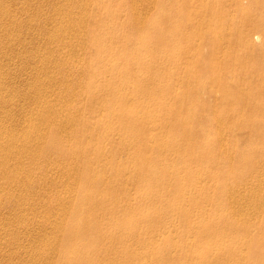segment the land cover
Segmentation results:
<instances>
[{"label":"bare ground","instance_id":"6f19581e","mask_svg":"<svg viewBox=\"0 0 264 264\" xmlns=\"http://www.w3.org/2000/svg\"><path fill=\"white\" fill-rule=\"evenodd\" d=\"M4 1L0 0V15L4 14L3 18L1 16L0 17L4 19L6 17L5 15L8 14L9 19H7L8 18L7 17L6 19H4V21H1L2 24L0 28L2 27L6 28L11 23L13 24L15 22V20L13 19L16 18V16L13 15L14 12L12 11L14 8L17 7L14 6V2L16 0L15 1L12 0L14 1L13 5L12 2L10 4L12 6L10 5L7 6L6 3H4ZM31 1L29 3H32ZM46 1L51 2L53 0H46ZM54 1L53 3L57 4V2ZM145 1L148 0H143V1L126 0L127 6L121 7L118 4L112 2L111 0H60L58 1L59 7L57 4V8H55L56 9L55 12H52V15L51 14H49V16L47 15L48 17H46V21L47 19H49L48 21L52 22L53 24L55 23V21H57L58 26L56 27V30H52V29L50 30L49 28L51 25L47 23L49 28L46 27V29L47 32L50 33L49 35L50 37L48 39L49 41L46 43H48L47 44L48 48H49V44L52 46V47L50 46L51 47L50 49H51V53L54 55L57 54V51L55 50L56 52L55 54L53 52L54 50L53 47L57 48L58 46L60 47L65 46L64 48H67V50L69 51L68 52L69 55L66 53L67 51L66 52L63 51L64 52L63 53L62 50H60V53L62 52L61 55L63 54L64 57L67 55L66 58L62 60V64L65 65V67L71 66V64L73 65L74 62L77 61V59L74 61V57H76L77 54L80 55L81 51H83L86 56V54H88L87 52L89 49H92V51L95 50L94 55H91L92 53H90L91 60L88 61V59L85 57L83 58L84 61L82 62L79 61L80 63L78 65L75 63L76 71L80 72L78 78L80 77V74L82 75L84 74V72L87 75L85 78L83 75V79L86 81L85 82L81 81L82 84L80 82V85H82L84 89L83 90L84 96L86 94V97L91 99L90 105L86 106V109L77 108V106L74 104L75 101L71 99H69V101H65L64 104H60L61 102H63L64 100L63 99L60 103L58 102L60 105L57 103L59 106H57V104L52 103V101L54 100L51 99L52 96L49 94L53 92V90L52 91L50 90L52 88L51 86L53 85L50 84L56 81L57 79L56 75H58L56 73L58 72L54 71L55 72L54 73L51 69H50L51 71L48 70L49 62L50 60H52L50 59L52 54L50 55L49 53L48 54L49 56L46 54H42L43 56L39 54V56H35L37 57L36 60L33 59L38 64L39 63L41 64V65L39 64L38 66L40 69L39 68L37 69L41 70L47 68V70L49 72H52V74H55L54 76L56 77L55 78L52 77L51 74L48 72L52 77V79H54V81L50 80L53 82L49 81L48 85H47L48 82L45 84H40V87L42 86L41 88H43L42 90L38 86V84L41 82L38 79H40L41 76L38 79L36 77V75H38L39 72H37V74L36 72L31 74V77L32 75L36 74L33 77L38 80L37 81L38 84H37L36 81H34L35 79H33L32 84L36 83L37 85L35 86L40 88L42 92L38 89L40 93L38 92L37 94L32 93L34 94L32 95L34 96L33 99H35L32 102L36 101L38 107L35 106V108L30 109L31 111L27 108L28 106L26 107V109H28L29 111V114H27L29 115V117L26 116V118L28 117L26 120L27 122L26 131L27 130L28 131L25 133V135L27 134L26 137L23 138L21 136H18L20 132L16 133V131L14 130L16 126L15 127L12 126L14 128L12 130L9 129L12 125V121L10 120H12L13 117L11 118V115L14 110H17L15 109L18 108L16 106L19 105H17L18 103L14 102L15 99H12V101L14 100L12 103L13 106L12 104H10V102L7 100L9 94L8 95L5 94L6 96H2L3 93L1 91L6 89L9 91L8 88L9 86L11 87V85H9L10 83L8 81L6 82L0 81V111L2 110L4 112L0 114L3 116L0 117V180H1L0 182V257L1 258H7L9 254L10 255L14 254L15 256H17L16 254L18 255L21 254L23 256L25 255L26 256L25 258H28L31 264H134V262H136L134 261V257L136 258L138 257L141 258L142 260H146L145 262L146 264L149 263L161 264L163 258L162 256L165 253L169 255V253L172 252L173 254L179 256V261L174 262L176 264H240L241 262L243 263V258L245 256H247V260L250 261L252 264H264V228H261L259 234L252 235L251 230L248 227V223L251 221V219L253 221V219L255 218L254 215H257L258 212L260 211L264 212V193H262L261 191L262 189L261 190L254 189L251 188L252 186L250 187L249 190H247V188L245 187L246 189H244L242 192L241 191L238 192L236 189L234 190L233 188H231L232 183H241L245 181V179L248 178L249 175H251L252 179L259 180L258 181L259 183L257 184L258 186L260 184V188L262 187V185H264V177H263L264 173L257 172L258 166L260 164L259 162H261L259 161V158L264 154V147L261 151V154L256 153V148H255V146L257 145L256 143H251V146L248 147L247 153L243 151L238 152L240 149H236V151L238 152L241 158V161L236 166H234L232 162L229 161L228 157H227L228 160L225 159L222 161L224 163V166L227 168L226 170H224L223 176L227 177L233 182L230 180L226 181L227 178L225 179V182H219L215 179L208 187H202L201 184L199 185V183H201L199 174H195V176H192L191 181H189L187 184L186 181L183 182V180H187L183 176L186 172L192 173L193 170L191 169V164L194 160L205 159L206 161H210L214 163L221 161L220 157L216 155L217 153L214 152L213 148H215L217 144H219L220 148L221 147L224 148L226 146V143H224L226 137L224 135L222 126L228 112L226 114L220 113L221 115L218 118L215 117V120L214 119L211 120L212 123L214 122L216 126H218L216 130L210 132V130L207 128L199 127L198 134L200 136H203L204 139H206L205 140L206 144L201 146L195 145L189 151L188 157L190 158L189 161L191 163H187L185 165V168L184 167L178 168L175 165V161H172L170 158H166L163 156V152H167V153L178 152L179 155H183L185 147H183L182 143H178L173 140H166L165 134L163 132L147 133V131L149 130V126L151 127V125H153L156 128H159L160 124H162L163 122L162 121L160 122L158 121L159 119L158 120L156 119V117L160 113L159 110L160 108L151 105L150 103L151 101L149 99L141 98L142 95L140 94L142 92L137 91V89L140 88L139 84L141 83V85H145L143 87H146L145 92H147L148 94L150 95L158 94L156 99L159 100L167 101L169 99V92L166 91L165 88H163L160 83H155L156 88L153 91L151 85L154 82H156V78L158 76L156 75L157 77L155 78L151 73V70L143 69L142 71V69L140 68H135L136 66L134 67L135 69L131 68L136 64L137 66L140 65L141 67L142 63L143 66L144 65L151 66L152 57L151 55H145V54L150 52V50H153V43H155L156 46H159L158 48L163 47L164 44H167V42L165 43V41L162 40L163 38H161V31L163 30H161L162 28H160V24L156 25L157 28H155L153 27V25H155L153 19H148L147 16H144L143 11L141 10V3ZM174 1H176L179 5L177 8L172 10V12L168 13L165 12L163 8L166 0H160L162 4L161 11H164L163 14L165 13L168 14L166 15L167 17L166 20H170L172 17H174L176 18V20L180 22H184V19L186 17L187 18L190 17L188 15H190L191 13L202 22V19L200 18L205 14L204 13L205 9L202 6L203 3L200 8H194L188 4L190 2L189 0H174ZM6 2L8 1L6 0ZM42 2L44 1L41 0V3ZM33 3H35V0L33 1ZM53 3L52 2L49 3V6L50 4L54 5ZM152 3H150V5ZM18 4L16 3V5ZM20 4H22V2ZM28 4L25 5L28 6ZM42 4L44 6V3ZM148 4L149 3H147V8L148 6L150 7V5ZM23 5H24V1H23ZM38 6L41 7L40 4ZM47 6L48 3L46 7ZM32 7L35 6L32 5ZM43 9L42 8L39 9L40 12L41 10L43 11ZM26 10H28V8ZM126 11H128V13H126ZM8 12L12 14L14 17L13 16H12L13 18L10 17L9 16L10 14ZM40 12H38V14ZM32 14H30L31 17L30 19H32V23H33V17H35L36 20L37 13L36 12L34 13L35 16H33ZM22 15L24 14H21L20 16L22 17ZM217 15L215 14L214 18L221 17L219 13ZM40 16H42V14H40ZM76 17L77 18L80 17V18L76 19ZM39 19H38V23L42 24L41 22H39ZM19 21L17 23L21 22ZM17 25L19 26V29H21L20 26L22 25L21 24L20 25L17 24ZM18 26H14V27L18 28ZM40 27L42 31L44 30L46 31V29H43L45 27H42V25H40ZM152 27L155 30V35H156L154 41L152 34L150 33V29ZM6 29H2V30H6ZM19 29H17L16 31L17 33L18 31L21 32V30ZM213 30L215 32H219L221 31V27L218 26L215 27L214 24L211 23L210 21L207 23L206 22L200 23L199 28H197L196 34L188 36L189 37L188 40L191 41V43L194 45L196 44L195 42L197 41L196 38L197 36H200V38L201 37L204 38L206 37L207 34L213 32ZM14 31L11 32L9 31L10 35H8V37L11 38V39L9 38L11 41L7 43H11V45H13L12 43L15 42L19 43L22 41V39L25 38L24 34L23 35L21 34L22 36H24V38H22L21 35L19 36ZM38 31L40 30L38 29ZM180 33L183 34V32H179V34ZM210 36L211 35L209 34L208 43L215 50L218 49L221 45V41L218 38H215L213 36L210 37ZM24 43L26 44V42ZM80 43L82 44L80 45ZM134 43L142 46L138 45L136 47H132V44ZM173 45L179 46L177 42H174ZM78 46L80 47L81 50L80 52L77 50ZM2 47L3 46H1V48ZM3 54H1V56ZM11 55H15V54L12 53ZM35 55H37V53ZM70 55L72 56L70 57ZM141 56L144 57L141 58ZM55 58L56 60H58V57ZM177 58L179 59V57ZM36 62L33 61L32 63L33 66L37 67V65H34L36 64ZM32 63H29V65ZM214 65L217 67V70L211 71L210 69L211 67L214 68ZM18 67H16V71ZM139 69L140 71H137ZM225 69H227V73L230 74L231 76L227 64H225L224 66H220L219 63H217L215 60H210L204 70L198 71L197 79L200 82H198L197 84V90L204 89L207 86V84H210L212 88L219 87L223 91L226 100L230 101L232 97H234L235 99L242 100L244 103L248 104L250 109L249 111L244 113L245 115L244 118H246V120H248L249 123L246 122L245 125L248 128L256 125L258 130L254 133V142L260 141L264 145V99L262 98L263 101L261 103H258L257 96L255 94L253 96V93L251 91H248L245 94L242 92H238L235 89H232V82L230 81V79L222 78L221 73L222 72L226 73ZM4 72H6V70ZM45 72L43 71V73ZM62 73L60 75L61 76L60 78H62ZM65 74L68 73L65 72ZM99 74L102 77L98 80ZM234 74L236 73L234 72ZM107 75L108 76L112 75L113 79L111 80L107 79L106 78ZM19 76L20 75H18V79L20 78ZM25 76L28 77V74ZM66 76L67 75H65V77ZM190 78L187 77L188 81L189 80L191 81ZM95 79H97L98 81H95ZM67 81L68 80H66L65 82ZM56 82H59V80L57 79ZM59 83L61 84V82ZM72 84H74L73 81ZM69 85H71V83ZM28 86L31 85L29 84ZM55 86L57 85L55 84ZM74 86H77V83ZM54 87L52 89H54ZM63 89L65 90V88ZM34 90L37 91L36 87ZM160 90H162V93ZM3 92L5 93V91ZM65 92L66 95H68L67 90ZM77 93L79 94V92ZM75 96H77V94H75ZM69 97L70 96L68 95V98ZM73 97L71 98L73 99ZM180 97L181 96H179L178 98ZM26 98L27 97H25L24 99ZM60 98H65V97H60ZM66 98L65 100H67ZM30 99L31 98H29V100ZM78 99L76 103L78 102ZM130 99H135V102L139 101V105H137L138 109L136 108L131 109L129 106L125 104ZM185 102L186 100L184 99L180 100L181 105L185 104ZM96 107L106 108L100 120L99 119L94 120L93 114L95 113ZM181 109L182 108L175 107L172 110L176 111L175 113L178 116H180V118H182L181 117L182 114L179 113ZM99 111L101 112V109H99ZM14 113L15 114H13L12 116L16 115V111H14ZM25 115L26 114H24L23 117ZM196 116H198V113H196V110H193L191 115L188 117V120H186L187 118L186 117L184 121H180L175 125L177 129L183 128V130L186 131L184 133L186 134V140L188 141L186 145L191 143L190 141L191 137L189 132H187L186 130L187 129L186 125H189L190 122L196 118ZM116 119L118 120L119 124L113 127L112 122L113 120ZM13 120L15 119L13 118ZM17 120L19 121V119ZM44 126L46 127L47 132H45L46 129L44 128ZM162 126L163 125H161V127ZM70 127L72 131H69ZM102 131L103 133L105 131V134H103L105 136L101 137ZM140 131H145L147 134L141 135ZM71 133H74L75 137H83L85 139L89 138L87 136L88 133L92 134V136L93 135L95 136L96 134L98 135L99 133V138H98L99 140L97 142L98 144L97 152L92 153L93 152L91 151L92 145L90 146L89 144L90 142L87 143V141L86 142L82 141L79 143L77 139L74 138L73 140L72 136H70ZM117 136L121 138L117 146L118 151H122L123 149H132V152L130 153V155H128L127 160L123 162L122 161L118 162L116 157L113 158L112 155L110 157L109 154H107L106 152V142L108 140L114 139ZM72 140L73 141L76 140L73 143V146H68V142L70 143ZM110 151L112 152V150ZM228 151L229 149L227 148L225 153H227ZM148 153H152V154L158 153L159 155L156 154V156L150 157L147 155ZM229 153L228 155H230ZM53 154H56V156H58L59 158L52 159ZM119 155L120 154H118V156ZM115 156L117 155L115 154ZM64 158L70 162L67 164H63ZM79 160H81V162H79ZM105 160H110L111 163L113 164V166L110 168V171L107 172L108 174L110 173L109 178L107 177L108 174L103 173V171H101L102 170L101 166H99V163ZM58 166H60L59 168H62V166L65 168V171H63L62 174L58 173L61 170L56 172L54 171L55 173H53L52 171V174L50 175L48 174V172L44 174L42 173L43 170L50 171L51 168L54 169V167L56 168ZM127 166L130 167V170L128 171L125 170V167ZM49 167L51 168L49 169ZM36 171H38V173ZM129 179L135 181V183L137 182L139 185L138 192L135 194L136 195L134 199L135 201L128 199V196H131L132 198V196L134 195L132 191H128L125 184V180H129ZM172 181H175L176 183L174 189L173 190L169 189V191H166V188L163 186L165 184L172 183ZM48 184L49 186H51V184H54L55 187L56 186L58 187L59 185L63 186L64 190L63 191L61 190L59 193H58L59 189L57 190V192L49 190L50 192H47V196L45 195L47 198V199L45 198L46 200L43 199L42 197H41L42 199L40 197L38 198L31 197L35 189L40 190V188L41 187L43 188L44 186H47V189H49ZM24 190L25 191L27 190L26 195L24 193ZM42 190L43 191L46 190V187L41 189L39 193H41ZM194 190H199V192H196L193 195L192 191ZM226 192H228L227 195ZM35 194L37 195L36 192ZM247 194L250 196H247ZM238 195L243 196L240 199L244 197H253L258 201H254L249 208L247 207L249 205H246L247 209L245 207V210H243L244 208L243 205H242L243 208H241L240 206L242 203L241 202L240 205L237 204L236 206H240V209L242 210L240 211L238 209V211L240 212L233 213L232 212L233 206L231 205L230 207V204H232L233 201L232 199L237 200L239 198ZM152 200H154V203ZM148 201H152L148 204V207L151 206L150 207L151 210L146 212L145 218H143L144 221H140L136 214V210L145 208L146 207L145 203H147ZM157 201L161 202L159 207H157L158 205H154ZM238 201L240 202V200H237V202L236 201L235 202L239 203ZM241 201H243V199ZM209 203H212L213 206V209L209 213L205 214V212H202L201 214L203 213L205 214L204 217H202L201 215L198 220L194 218L191 219L192 216L196 217V215H193L192 212L193 210L204 209L205 207L204 205ZM43 207H45L46 210L44 211L43 214H40L41 215L40 216L38 215L39 212L37 213L36 210L42 209ZM127 208H129V210ZM176 209L181 210L179 214L187 222V225L186 227H184V229L178 228V230H175V232H177L176 235L181 234L182 240L184 237H188L182 241L181 243L183 245L182 247L179 243L174 242L173 239L171 240L170 238L171 235L169 233H166L167 232L166 230L162 234L158 233L161 229V224L166 222L168 219H171ZM131 210L134 212H132ZM36 214L38 215V217L40 216V218L42 219H38ZM259 215H260L259 216L260 219L262 215L261 214ZM237 216L238 217L243 216L242 218L245 219L244 222L242 221L243 222L242 225L236 223ZM35 217L38 220H35ZM208 217L210 218L209 221H207ZM32 219H34V221H32ZM109 219L111 220L109 221ZM145 222L150 223L151 225L154 224V226L157 227L154 229L153 233L152 230L149 231L141 230L139 226ZM159 225L160 227H158ZM235 228L238 229L237 233L239 234L238 236L239 238L236 239L237 241L236 240L232 241V237L228 235V232L231 229L232 232H234ZM48 229L51 230L48 231L49 233L50 232L51 233L45 235ZM253 230L255 231V229ZM42 231L45 232L44 235L42 234ZM197 231H201L200 233L201 236L199 238V245H197L196 247L199 248L203 247V251L202 250H200V252L196 251L195 254L193 253V255L184 254L182 248L185 247L184 245L187 244L190 245L191 243L193 244L195 242V240L189 239V236ZM182 232H183V236H182ZM29 234L31 235V238L33 235L40 234L38 236H34L35 237L34 239L36 241H33V242H37L38 245L41 243L42 246H40V248L39 246H37L36 243H35L36 245L33 246L32 245L33 242L29 243L27 241V243L29 244H26L25 242H23L24 240L20 239L21 235L22 236L26 235L29 238ZM139 234H142V236H136ZM9 235L10 237L7 238V236ZM207 238L211 240H215V239L218 240L219 241L217 242L218 245L210 243L211 241L209 242ZM132 240L137 241L138 243H146L151 245L150 246L147 245L148 247L145 248L144 251L138 253L137 252L138 250L136 251L132 249L131 244H134L132 243ZM195 244H197V241ZM3 245L5 246L3 247ZM246 248H248L247 253H246ZM113 251L117 253L119 258L117 257L115 258V256L117 255L115 256L112 255ZM23 260L24 259H22L21 261ZM140 264H144V263L142 262Z\"/></svg>","mask_w":264,"mask_h":264},{"label":"rangeland","instance_id":"374dc122","mask_svg":"<svg viewBox=\"0 0 264 264\" xmlns=\"http://www.w3.org/2000/svg\"><path fill=\"white\" fill-rule=\"evenodd\" d=\"M7 1L8 2H6V0H5L4 3H6V5L8 6V5L11 4V2H12V5H13V2L15 0L14 1L7 0ZM16 1L14 2V6H17V7L12 10L14 13L11 12V13H13V15L16 16V18L13 19V20H15V22L13 24L11 23L10 25H8L6 27L7 29L6 28H3V27L0 28V30H1L0 31V33H1L0 34V36H1L0 37V40H1L0 41V44H1L0 45V49L3 48L2 49L3 52H2V50H0V59H1L0 61H2V62H0V69H1L0 70V73H1L0 76L2 75L1 78H0L1 79L0 81H4V82L8 81L10 84L8 82L7 83L9 85H11V87L8 85L9 86L8 89H9V91L11 93L6 89V90H3V91H5V93L3 91H1L4 94V95L2 94V96H6V95L9 94L7 100L10 102V104H12L13 101H14V100L12 101V99H15L14 102L15 103H18L17 105H19V106H16L19 109L18 108H15L17 110H14V111H16V115H14L16 118L14 116H12L13 114H15L14 111H13V113L11 115V118L13 117L16 121H18L17 119H19V121L16 122L12 118V120H10V121H12L11 127L12 126L13 127L16 126V128L14 129L13 127L12 128L10 127L9 129H11V130L14 129L16 131V133L17 132L18 133L20 132L18 134V136H21V137L24 138L27 135V134L25 135V133L28 131V130L26 131V129H27L26 128V126H27L26 120L29 117V115H27V114H29L28 109L30 110L32 108H35V106L38 107L37 106L38 104H37L36 101H35L36 103L35 102H32L33 100H35V99H33L34 96H32V95L37 94V92L40 93V91L42 92L43 88H41L42 86L40 87V84H45V83L48 82L47 83V85H48L50 80H53L54 81V79H52V77L55 78L57 76V79L62 84L61 85L59 82H56L57 79L54 82L53 81H50V82H53V83H55L57 85V86H55V84H53V83L50 84V85H53V86H51L52 88L54 86L56 87V89L54 87L55 90L52 89V88L50 89L51 91L53 90V92L55 91L54 93L56 94V97H57V98L55 97V94L53 92H51V94H49V95L52 96V97L51 96H49V97H51V99L54 100V101H52V103L57 104L58 102L60 103L64 99L63 102L60 103V104H64L65 101H69V99H71V100L75 101L74 104L77 106V108H84V109H86V106H89L90 105L91 99L90 98H87L86 97V94L84 96L83 86L80 85V82L81 81L82 82H85L86 81V80L83 79V75H84V78L87 75L84 72V74H82V75L80 74V77L78 78V75H79L80 72H77L76 71V65H75V63L78 65L80 62L84 61L83 58H85V57L88 59V61L91 60L90 59L91 58L90 57V53H92L91 55H94L95 54V50L92 51V49H89L88 52H87L88 54H86V56H85V53L80 50V47L79 46L82 44V43H80V45L77 47V50L79 52L81 51V53H80V55L77 54L78 56L76 55V57H74V61L76 59H77V61H75L73 65L71 64L72 67L71 66H66L67 67L66 68L65 65L62 64V60L65 59L67 55L64 57L63 54L61 55V53L63 51L64 52L67 51L66 53L69 55V53H68L69 51L67 50V48H64L65 46H63V47L58 46L57 48H59V49L53 47L54 50H53V48H52V50H53V52L55 54H56L55 50L57 51V54L54 55V54L51 53V49H50L52 46L49 44V48H48V45H47L48 43H46V42L49 41L48 39L50 37L49 36L50 33H48L47 32V29H46V27H48V24L51 25L50 28L48 27L50 30L51 29L52 30H56V27L58 26V22L57 21H55V23L53 24L52 22L48 21L49 19H47V21H46V17H48L49 14L52 15V12H55V10H56L55 8H57L58 1H60V0H58V1L57 0L56 1L53 0L54 2H57V4L56 3H53V1H51L55 6L54 5H51V4L49 6V3H51L50 1L42 0V1H44L42 3H44V6L45 7L41 3V0H39L40 2L35 0V3H33L34 0L33 1H31V0H29V1L28 0H23L24 1V5H23V1L22 0L21 1L16 0ZM30 1L32 3H29ZM111 1L114 2L115 4H118L121 7H124V6L126 7L127 6L126 0H111ZM189 1L190 2L188 4L191 7H194V8H200L201 5H202V3H203L202 6L205 9V12H204L205 14H204V16H201V18H200V19H202V22H201V20H199L198 18H196L191 13H190V15H188L190 17H188V18L186 17L184 19V22H180V21L176 20V18H174V17H172L170 20H166L167 19L166 15H168V14H166V13L163 14L164 11H161L162 4H161L160 0H148V1H145V2H142L141 3V10L143 11L144 16H147L148 19H153V21H154V24L155 25H153V27L157 28L156 25L160 24V28H162L161 30H163V31H161V38H163L162 40H164L165 43L167 42V44H164L163 47L158 48L159 46H156V44L153 43V50H150V52H148V53L145 54V55H151V57H152V64H151V66H146V65L143 66V63H142L141 67H140V65L137 66V64H136V65L132 66L131 68H134L136 66L135 68H140V69H142V71H143V69L144 70H151V73L153 74V76L155 78L158 76L157 77L158 79L156 78V82H154L151 85V88L153 89V91L156 88V84L155 83H160L162 85V87L165 88V90L169 92V99L167 101H163V100L156 99V97L158 96V94L157 95H150L147 92H145V88L146 87H143L145 85H141V83L139 84L140 85L139 86L140 88L137 89V91L142 92L140 94V95H142L141 98L149 99L151 101L150 102L151 105H154L155 107L160 108L159 109L160 110V113L156 117V119L157 120L159 119L158 121H160V122L162 121L163 123L160 124L159 128H156L153 125H151V127L149 126V130L147 131V133H149V132H153V133H161V132H163L165 134V139L166 140H173L175 142L182 143L183 144V147H185V150H184V154L183 155H179L178 152L177 153H173V152H170V153L163 152V156L166 157V158H170L172 161H175V165L178 168H181V167H184L185 168V165L187 163H191L189 161L190 158L188 157L189 156L188 153H189V151L195 145L196 146H201V145H205L206 144V142H205L206 139H204L203 136H200L198 134L199 127L200 128H207V129L210 130V132L216 130L218 126H216V124L214 122L212 123L211 120H213V119L215 120V117L218 118L221 115L220 113L226 114L228 112L227 116L225 115L226 117H225V120H224V123H223V126H222V129L224 131V135H225L226 140H227V142H226V140L224 141V143H226V146L224 148L223 147L220 148L219 147V144H217L216 147L213 148L214 152L217 153L216 155H218L220 157L221 161H218L217 163H214V162L206 161L205 159H197V160H194L192 162V164H191V169L193 170L192 173L186 172L184 174V176H183L184 178L187 179V180H183V182L186 181V184H187L189 181H191V177L192 176H195V174H199L200 175V181H201V183H199V185L201 184L202 187H208L209 185H211L212 181H214L215 179L217 181H219V182H225V179L227 177L223 176V173H224V170H226L227 168L224 166V163L222 162L223 160L227 159V157H228L229 161H231L232 164L234 166H236L241 161V158H240L238 152L243 151V152L247 153L248 152V147L251 146V143H256L257 144L255 146L256 153L261 154V151H262L264 145L260 141L254 142V133L258 130L257 127H256V125L253 126V127H249V128L245 125L246 122H248V120H246V118H244L245 117L244 113L247 112V111H249V109H250L249 105L246 104V103H244L242 100L235 99L234 97H232V99L230 101L229 100H226L225 97H224L223 91L219 87L218 88H212V86L210 84H207V86L204 89H198L197 90V84H198V82H200L197 79L198 78V76H197L198 75V71L204 70L206 68V66L208 65V62L210 60H215L217 63H219L220 66H224L225 64H227L228 65V70L230 71L231 76H230V74L227 73V69H225L226 70V73L225 72H222L223 74L221 73V75H222V78H225V79H228L229 78L230 79V81L232 82V89H235L238 92H242V93H245V94L248 91H251L253 93V96H254V94L257 96L258 103H261L263 101V99H264V0H189ZM18 2H19V4H18ZM21 2H22V4H20ZM45 2H46V4H45ZM16 3L18 5H16ZM47 3H48V6L46 7ZM147 3H149L148 5H150V3H152V4L150 5V7L148 6V8H147ZM25 4L26 5L28 4V6H26ZM39 4L41 5V7L38 6ZM192 4H193V6H192ZM12 5H10V6H12ZM30 5H31V7H30ZM32 5H34L35 7H32ZM178 5L179 4L176 1H174V0H166L163 8H164L165 12L170 13V12H172V10H174L175 8H177ZM21 7L22 8L24 7L23 8V11H22V8ZM58 7H59V4H58ZM143 7H145V8H143ZM217 7H218V9H217ZM27 8H28V10L29 9L30 10L29 11L26 10ZM41 8L42 9L43 8L44 9L46 8L45 9L46 11L43 9L44 12L41 10V12H42L41 13L40 10H39ZM206 10H207V12H206ZM34 11L37 14H38V12H40L38 15L36 14V20H35V17H33V16H35V14H34L35 12ZM32 12H33V14H32ZM43 13H45V14H43ZM126 13H128V11H126ZM218 13H219V15L221 17L214 18V15L215 14L217 15ZM21 14H24V15H22V17H21L20 16ZM30 14L33 15L32 17H33V23L34 24L32 23V19H30L31 18L30 17ZM40 14H42V16H40ZM145 14H147V15H145ZM3 15H0V16L3 18ZM13 15L10 14L9 16L12 17ZM17 15L20 16L21 19ZM5 16L6 17L4 19H6L8 17V14H6ZM38 16H39V18L41 20L38 18ZM1 17H0V26L2 24L1 21H4V19H2ZM17 18H19V19H17ZM37 18L39 19V22H41L42 24L38 23V19ZM79 18L80 17H78V18L76 17V19H79ZM230 18H231V20H230ZM7 19H9V17ZM28 19H30L31 21L28 20ZM18 21L20 23H17ZM209 21L211 23H213L215 27H217V26L218 27H221V31L215 32L213 30V32H210L209 33L211 36H213L215 38H218L221 41L220 47L218 49H216V50L208 43V36H209V34H207L206 37H204V38H202V37L200 38V36H197L196 37L197 38V41L195 42L196 44H194V45L191 43V41L188 40V38H189L188 36L195 35L196 34L197 28H199L200 23H205V22L207 23ZM25 22L28 23L29 26ZM23 23H24V25H23ZM83 23H84V20H83ZM85 23H86V21H85ZM17 24H19V25L21 24L22 25V26H20L21 29H19V26ZM30 25H31V27H30ZM40 25H42V27H45L43 29H46V31L45 30L42 31ZM14 26H18V28L17 27H14ZM153 27L150 29V33L152 34L153 41H154L155 38H156V35H155V30L153 29ZM225 27H227V28H225ZM2 29H6V30H2ZM17 29L21 30V32L18 31V33H17L16 32ZM38 29L40 31H38ZM9 31L10 32L11 31H14L19 36L21 34L22 35L24 34L25 38H24V36L21 35V37L24 38V39H22V41L19 42V43L15 42V43H12L13 45H11V43H7V42L11 41L10 40L11 38L8 37V35H10V32ZM33 32H35V33H33ZM40 32H41V34H40ZM179 32H183V34H181V33L179 34ZM37 33H38V35H37ZM142 33H145V32H142ZM259 33H260V35H259ZM6 37H8V38H6ZM38 38H39V40H38ZM23 40H24V42H26L27 45L23 42ZM42 40H44V41H42ZM174 42H177L179 44V46L173 45ZM43 43L44 44L46 43V44L44 45ZM20 44H21V46H20ZM16 45H18V46H16ZM30 45L31 46L34 45V46L31 47ZM138 45L139 44H135L134 43V44H132V47H136ZM1 46H3V47L1 48ZM15 46H16L17 49L15 48ZM139 46H142V45H139ZM35 47H36V49H35ZM41 48H42V50H41ZM63 49H65V50H63ZM13 50H14V52H13ZM44 50H46V51H44ZM60 50H62L61 53H60ZM11 52L13 54H15V55H11L12 54ZM26 53L28 54V56H27ZM36 53H37V55H35ZM49 53H50V55L52 54L53 56L51 55V58L50 59H52V60H50V62L48 61L49 62V66H50V67L48 66V70L51 69L53 72L54 71L55 72H58V73H56V74H58L56 76H54L55 74H52V72H49L47 70V68L46 69L39 70L40 68L38 66H39L40 63L38 64L35 61L36 58H37L35 56H39V54L40 55H42V54L48 55ZM1 54H3V55L1 56ZM7 55H8V57H7ZM31 55L34 56V57H32ZM71 56L72 55H70V57ZM79 56H82V57H79ZM5 57H6L7 60L5 59ZM55 57H58V60H56ZM143 57L144 56H141V58H143ZM177 57H179V59ZM10 58H11V60H10ZM29 58H31V59H29ZM53 58H54V60H53ZM33 59H35V60H33ZM8 60L11 61V62H9ZM24 60H25V63L26 62L27 63L28 62L29 63H32L33 61L36 62V64H34V65H37V67L36 66H33V63L30 64V65H29V63L28 64L27 63L25 64L24 63ZM6 61H7V64H6ZM16 64H18V65H16ZM5 65H7V66H5ZM55 65H57V66H55ZM1 66H2V68H1ZM4 66H5V68H4ZM11 66H13V67H11ZM59 66L61 67V69H60ZM16 67H18L17 68V71H16ZM34 67H35V69H34ZM46 67H47V65H46ZM3 68L6 70L7 73L4 72L5 70ZM37 68H39V69H37ZM26 69H28V70H26ZM74 69H75V71H74ZM140 69L137 70V71H140ZM173 69H174V72H173ZM45 70H46L47 73L45 72ZM210 70L211 71L212 70H215L216 71L217 70V67L214 65V68L211 67ZM43 71L45 73H43ZM62 71H63V73H62ZM34 72H36V74H37V72H39V74H38L39 77H38V75L34 74V75H36L37 79L40 78V76H41V78L38 79V80L41 81L39 84L37 82L38 80L33 77L34 75H32L33 78L31 77V74L34 73ZM48 72L51 74L52 77L50 76V74ZM60 72L62 73V78H60L61 77L60 76L61 75ZM65 72L68 73V74H65ZM184 72H185V75H184ZM234 72L236 74H234ZM16 73H17V75H16ZM41 73H43L44 76ZM27 74H28V77L25 76ZM18 75H20L19 76L20 77L19 79H18ZM65 75H67L68 78H67V76L65 77ZM232 75H233V77H232ZM190 76H191V78H190ZM50 77H51V79H50ZM98 77H99L98 78V80H99L102 76L99 74ZM187 77H189L191 79V81L190 80L188 81ZM6 78L7 79L9 78V79L7 80ZM21 78H23V79H21ZM106 78L109 79V80H111V79H113V76L112 75L111 76H108L107 75ZM27 79H29V80H27ZM33 79H35L34 81H36V83L38 84V86L42 90H40V88H38L37 86H35V85H37L36 83L35 84H32L33 83ZM65 79L68 80V81L65 82L66 81ZM220 79H221V77H220ZM44 80H45V82H44ZM98 80L95 79V81H98ZM69 81H71V82H69ZM72 81H73L74 84H72ZM29 82H31V83H29ZM82 82H81V84H82ZM57 83H59V84H57ZM70 83H71V85H69ZM76 83H77V86L78 87L77 86H74ZM78 83H79V85H78ZM29 84L31 86H28ZM34 86L36 87L37 91L34 90L35 89ZM130 86H132V85H130ZM63 88H65V90ZM175 88H177V89H175ZM38 89L40 91H38ZM72 89L75 90V91H73ZM172 89H173V91H172ZM66 90H67V94L70 96L69 98H68V95H66V92H65ZM56 91H57L58 94L60 93L59 94L60 96L56 93ZM68 91H69V93H68ZM160 91L162 93V90H160ZM73 92H74V94H73ZM77 92H79V94ZM32 93H34V94H32ZM63 94H65V95H63ZM75 94H77V96H75ZM14 95H16V96H14ZM30 96H32V97H30ZM73 96H75V97H73ZM179 96H181V97L178 98ZM25 97H27V98L24 99ZM28 97L31 98L32 100L30 99L31 100L30 101ZM60 97H65V98L67 97L66 98L67 100H65V98H60ZM71 97H73V99ZM80 97H82V98H80ZM74 98H76V99H74ZM10 99H11L12 102L10 101ZM77 99H78V102L76 103ZM181 99L186 100L185 104H183V105L180 104V100ZM26 103L29 104V105H27ZM22 104L25 105V106H23ZM58 104H57V106L60 105V104L59 105ZM125 104L127 106H129L131 109L132 108L138 109L137 105H139V101L138 102H135V99H130ZM12 106H13V104H12ZM78 106H80V107H78ZM22 107H24V108H22ZM26 107L28 109H26ZM175 107L182 108L179 111V113L182 114V116H181L182 118H180V116H178L175 113L176 111L172 110ZM24 109H26L27 111L24 110ZM99 109H101V112L99 111ZM105 109H106L105 107H96L95 108V113L93 114L94 120H98V119L100 120L102 118V114H103V112H104ZM193 110H196V113H198V116H196V118L194 120H192L189 125H186L187 126V129L186 130H187V132H189L190 137H191L190 138L191 143L188 144V145H186L188 143V141L186 140V134H184L186 131L183 130V128L182 129L181 128L180 129H177L175 125L177 123H179L180 121H184V119L186 117H187L186 120H188V117L191 115V113L193 112ZM23 111H25V112H23ZM2 113H4V112L1 110L0 111V114H2ZM18 114H19V116H18ZM22 114L23 115L26 114V115L23 117ZM1 116L2 115H0V117ZM26 116H28V117L26 118ZM30 117H32V116H30ZM21 118H22V120H21ZM117 124H119L118 120L117 119L116 120H113V122H112L113 127H115ZM161 125H163V126L161 127ZM44 128L46 129L45 126H44ZM45 129H44V131H45ZM69 131H72L71 130V127L69 128ZM45 132H47V129H46ZM101 133H102L101 134V137L102 136H105V135H103V134H105V131H104V133H103V131ZM140 133H141V135L147 134L145 131H140ZM71 134H70V136H72L73 140L75 138V139H77V141L79 143L82 142V141H84V142L87 141V143L90 142L89 143L90 146L92 145L91 146L92 147L91 148V151H93L92 153H96L97 152V150H98V144H97V142L99 140L98 139L99 138V133H98V135L96 134L95 136L94 135L92 136V134L88 133V135H87L89 137L88 139H85L83 137H75V134L74 133H71ZM120 139L121 138L117 136V137H115L112 140H108L106 142V152H107V154H109L110 157H111V155L113 156V158L116 157L117 160H118V162H121V161L123 162V161H126L127 160L128 155H130V153L132 152V149H123L122 151H118L117 150L118 149L117 146H118V143H119ZM73 140L70 143L68 142V146H73V143L76 141V140L75 141H73ZM94 146H95V148H94ZM227 148L229 149V151L227 153H225V151L227 150ZM236 149H240V150L237 152ZM110 150H112V152ZM228 153L230 155H228ZM115 154L117 156H115ZM118 154H120V155L118 156ZM156 154L159 155L158 153H154V154L148 153L147 155L150 156V157L151 156L154 157V156H156ZM58 158L59 157L56 156V154H53L52 159H58ZM259 161H261V162H259L260 164L258 166L257 172L258 173H260V172H263L264 173V168H263L264 167V154H263V156H261L259 158ZM69 162L70 161H67L65 158L63 159V164H67ZM79 162H81V160H79ZM99 166H101V169H102L101 171H103V173H107V172L110 171V168L113 166V164L111 163L110 160H105V161L100 162L99 163ZM59 167L60 166H58L56 168L54 167V169H52L51 167H49V169L51 168L52 170L51 169H50V171L49 170L48 171L43 170L42 173L44 174V173L48 172V174L50 175V174H52V171H53V173H55L56 171L61 170L58 173H61L62 174V172L65 171V168L63 166H62V168H59ZM125 170L126 171L130 170V167L129 166L125 167ZM36 172L38 173V171H36ZM36 172H34V173H36ZM197 172H199V173H197ZM109 176H110V173L108 174L107 177L109 178ZM193 179H194V177H193ZM228 180H230V179L227 178L226 181H228ZM230 181H232V180H230ZM258 181L259 180H257V179H252L251 178V175H249L248 178H246L245 181H243L241 183H232L231 184V188H233L234 190L236 189L238 192H240V191L242 192L246 188H247V190H249L250 187L252 186L251 188H254V189H260V190L262 189L261 191H262V193H264V185L261 184L262 187L260 188V184H259V186L257 184V183H259ZM0 182H1V180H0ZM125 184H126V187H127L128 191H132V193L134 194L132 196V198H131V196H128V199H131V200L135 201L134 200L135 197H136L135 194L138 192V187H139L138 183L137 182L135 183V181H132V180L129 179V180H125ZM175 185H176L175 181H172V183L165 184L163 187L166 188V191H169V189H172L173 190L174 187H175ZM255 185H256V188H255ZM45 187H46V190H44L45 192L42 190L41 193H39V191L41 189L45 188ZM43 188L41 187L40 190H38V189L36 190L35 189V191L33 192V195L31 197H34V198L35 197L36 198H38V197L41 198L42 197L43 199H45L46 196H47V192H50V191H56L57 192V190L59 189L58 190V193H59L61 190L62 191L64 190L63 186H60L59 185L58 187L57 186L55 187L54 184H51V186H49V184H48V188L49 189H47V186H44ZM26 191L24 190L25 195L27 194ZM35 192L37 193V195L35 194ZM196 192H199V190L192 191V194L194 195ZM211 193H212V190H211ZM227 193L228 192H226V195H227ZM238 196H239V198L237 197L238 199L237 198L236 199L237 200H240V202L238 201L239 203H236L237 200H235V199H232L233 201L231 200L232 201V204H230V207H231V205L233 206V208H232V212L233 213L240 212L242 210V209H240V206H241V208L244 207L243 210H245L246 205H249V206H247L249 208L250 205H252L254 201H258L257 199H254L253 197H244V198H242L243 201H241L242 199H240V198L243 197V196L242 195L241 196L238 195ZM247 196H250V195L247 194ZM258 199H260V198H258ZM152 201L154 203V200H152ZM152 201H148L147 203H145V205H146L145 208H143V209H137L136 210V214H137L138 219L140 221H144L143 218H145L146 212L151 210L150 209L151 206L148 207V204L150 202H152ZM240 203H241V205H240ZM160 204H161V202L160 201H157L154 205H158L157 207H159ZM237 204L240 205V206H236ZM154 205H152V206H154ZM242 205H243V207H242ZM204 206H205L204 209H196V210H193V211L191 210L193 212V215H196V217L195 216L194 217L192 216L191 219L194 218V219H197L198 220L201 215H202V217H204L205 214L209 213L213 209L212 203L205 204ZM235 206H236V208H235ZM247 207H246V209H247ZM42 209H37L36 210L37 213L39 212L38 215L43 214L44 211L46 210L45 207H43ZM127 209L129 210V208H127ZM238 209L240 211H238ZM142 211H144V212H142ZM180 211L181 210L176 209L174 211L173 217L171 219H168L163 224H161V229H160V231L158 233H161L162 234L166 230L167 231L166 233H169L171 235L170 236L168 234L170 236L171 240L173 239L174 242L179 243L181 245V247H182L183 246L181 244L182 241L185 240L188 237H184L183 240H182L181 234L176 235L177 232H175V230H178V228H181V229L183 228L184 229V227H186V225H187V222L180 216V214H179ZM132 212H134V211H132ZM202 212H205V214L204 213L201 214ZM259 214L262 215L261 216L262 218L260 217V219H259V216H260ZM38 215H37V218L38 219H42V218H40L41 215L39 217H38ZM254 216H255V218L253 219V221L251 219V221L248 223V227L250 228L252 235L259 234L261 228H264V212L263 211H260V212H258L257 215H254ZM32 217H33V215H32ZM242 217L243 216H239V217L237 216L236 217V223L237 224L239 223V225H242V223L245 221V219L242 218ZM38 219H36V217H35V220H38ZM209 219L210 218L208 217L207 218V221H209ZM110 220L111 219H109V221ZM32 221H34V219H32ZM167 222H169V223H167ZM139 227L143 231L152 230V233L154 232V229L157 228V227L154 226V224L151 225L150 223H146V222L145 223H142ZM158 227H160V225ZM253 229H255V231ZM48 231H51V230L48 229L46 231V234H45V232L42 231V234L43 235L44 234L45 235L50 234L51 232L49 233ZM237 231H238L237 228H235V231L234 232H232V229L229 230L228 235L230 237H232V241H235L236 239L239 238L238 237L239 234L237 233ZM138 233H139V231H138ZM155 233H157V232H155ZM200 233H201V231H197V232L192 233V235L189 236V239L195 240V242L193 244H195L196 241H197V244L193 245L191 243L190 245L189 244L184 245L185 247L182 248L184 254L193 255V253L195 254L196 251H199V252H200V250L203 251V247H201V248L196 247L197 245H199V238L201 236ZM38 235H40V234L33 235L32 238H31V235L30 234H29V238L26 235L25 236L24 235L23 236L21 235L20 236L21 237L20 239L24 240L23 242H25L26 244H29V243H32L33 241H36L34 239L35 238L34 236H38ZM136 236H142V234H139V235H136ZM182 236H183V232H182ZM8 237H10V235L7 236V238ZM25 239H27V240H25ZM30 239H31V241H30ZM207 239H208L209 242L211 241L210 243H213L215 245H218V243H217V242H219L218 240H216V239L215 240H211L209 238H207ZM27 241L29 243H27ZM35 243L37 244V242H33L32 245L33 246L36 245ZM132 243H134V244H131L132 249H134L136 251L138 250L137 251L138 253L144 251L145 248H147L148 246L151 245V244L149 245V244H146V243H138L137 241H133V240H132ZM4 246L5 245H3V247ZM37 246H39V248H40V246H42V245L40 243L39 245L37 244ZM160 247H162V246H160ZM247 251H248V248H246V253H247ZM171 253H169V255L167 253H165L162 256L163 258H162L161 264H176L174 262H178L179 261V256H177V255H175L173 253L171 255ZM16 255L17 256H15L14 254H12V255L9 254L7 258H1L0 257V260L2 259L0 261V264H3V263L4 264H7L8 262H9L8 264H18V263L19 264H31V262L28 260V258H25L26 257L25 255L24 256L21 255V254L20 255L16 254ZM112 255L115 256V255H117V253L115 251H113L112 252ZM116 257L119 258L118 255L115 256V258ZM22 259H24L23 260L24 262L21 261ZM4 260H5V262H4ZM134 261H136V262H134V264H137V263L140 264L142 262L144 264H146L145 263L146 260H142L141 258H138V257L137 258L134 257ZM240 264H252V263L250 261H248L247 260V256H245L243 258V263L241 262Z\"/></svg>","mask_w":264,"mask_h":264}]
</instances>
